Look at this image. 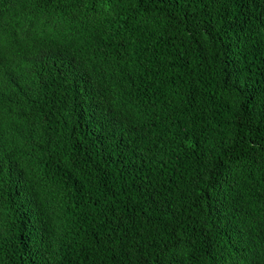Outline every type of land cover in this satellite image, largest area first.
I'll list each match as a JSON object with an SVG mask.
<instances>
[{"label":"trees","instance_id":"trees-1","mask_svg":"<svg viewBox=\"0 0 264 264\" xmlns=\"http://www.w3.org/2000/svg\"><path fill=\"white\" fill-rule=\"evenodd\" d=\"M0 264H264V0H0Z\"/></svg>","mask_w":264,"mask_h":264}]
</instances>
